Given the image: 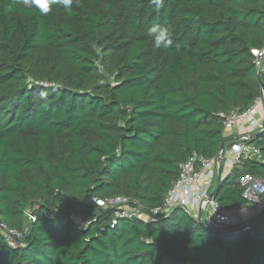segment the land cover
Instances as JSON below:
<instances>
[{
    "label": "trees",
    "instance_id": "trees-1",
    "mask_svg": "<svg viewBox=\"0 0 264 264\" xmlns=\"http://www.w3.org/2000/svg\"><path fill=\"white\" fill-rule=\"evenodd\" d=\"M48 2L44 16L0 0V220L24 236L0 229V264H264V212L223 235L182 208L113 225L97 203L155 208L193 153L232 145L223 115L262 96L264 0ZM154 25L169 47H154ZM248 143L260 153L222 178V207L248 205L244 175L264 179V132Z\"/></svg>",
    "mask_w": 264,
    "mask_h": 264
},
{
    "label": "built area",
    "instance_id": "built-area-1",
    "mask_svg": "<svg viewBox=\"0 0 264 264\" xmlns=\"http://www.w3.org/2000/svg\"><path fill=\"white\" fill-rule=\"evenodd\" d=\"M254 64L259 73L264 74V48L254 51ZM262 97L257 99L246 110H233L223 115L227 132H237L243 124H250L258 130L264 125L259 120V105ZM250 134L238 135V140L225 150L221 161L209 159L198 153L192 156L180 166L178 180L169 189L163 201L155 208L145 209L139 202L127 197H117L106 201H98V205L111 208L114 211L113 225L120 219H155L159 216H169L176 209L182 208L196 221L202 216V222L212 228L225 229L233 226H240L243 223L241 217H251L264 212V179L246 174L241 178V185L244 189L243 198L248 202L246 207H222L211 196L216 187L218 171L222 167L232 171L236 166L242 165L244 156H255L260 152L248 143ZM219 156V155H218ZM208 213L207 221H204V214ZM48 215V214H46ZM26 216L31 222L36 221L35 215L28 211ZM78 220L79 218L76 217ZM242 223V224H241ZM0 229L7 240L13 245H22L23 234L9 228L0 220Z\"/></svg>",
    "mask_w": 264,
    "mask_h": 264
},
{
    "label": "clouds",
    "instance_id": "clouds-1",
    "mask_svg": "<svg viewBox=\"0 0 264 264\" xmlns=\"http://www.w3.org/2000/svg\"><path fill=\"white\" fill-rule=\"evenodd\" d=\"M153 4L156 5V9L158 10L160 6L163 4V0H151ZM25 5L34 4L38 7L41 15L46 16L50 11V6L48 0H23ZM58 3L62 5L65 9L71 10V6L73 0H58ZM150 37H152L153 45L155 48H167L172 44L171 34L168 28L161 25H154L150 29H148L147 33Z\"/></svg>",
    "mask_w": 264,
    "mask_h": 264
},
{
    "label": "water",
    "instance_id": "water-1",
    "mask_svg": "<svg viewBox=\"0 0 264 264\" xmlns=\"http://www.w3.org/2000/svg\"><path fill=\"white\" fill-rule=\"evenodd\" d=\"M259 79H260V83H261V86H262V94L264 95V81H263V77H262L261 73H259ZM263 132H264V130H261L260 132L253 133V134H251L250 137L254 138L258 134H261ZM230 140L235 141V140H238V138L237 137H233ZM225 150H226V142L221 147V150H220V153H219V156H218V161H221L222 158L224 157ZM221 181H222V173H221V168H220V170L218 171L216 187H215L214 191L212 192L211 196H214V197L216 196L217 191H218V189H219V187L221 185ZM262 221H264V218H263ZM198 223L205 230H210L212 232L223 234V235L240 234V233H243V232H246V231H251L254 228V227H252V224L249 223V222H247V223H245L243 225H240V226H233V227H229V228H225V229L212 228V227H210L207 224L202 222V216L198 220Z\"/></svg>",
    "mask_w": 264,
    "mask_h": 264
},
{
    "label": "crops",
    "instance_id": "crops-1",
    "mask_svg": "<svg viewBox=\"0 0 264 264\" xmlns=\"http://www.w3.org/2000/svg\"><path fill=\"white\" fill-rule=\"evenodd\" d=\"M261 97H262V100H261L259 108H258L259 112H260L259 120L264 125V95L262 94ZM258 131L259 130L257 128L252 127L250 124H243L237 132H232V133L227 132V134L230 136L233 135L234 137L238 138V135H244V134H250L251 135V134L256 133ZM221 173H222V171H221ZM230 173H231V171L228 168L223 167L222 178L229 176ZM217 177H218V175H217ZM216 183H217V178H216ZM250 219H251V215H244L241 217V220H243V223L249 222ZM249 223H251V222H249Z\"/></svg>",
    "mask_w": 264,
    "mask_h": 264
},
{
    "label": "rangeland",
    "instance_id": "rangeland-1",
    "mask_svg": "<svg viewBox=\"0 0 264 264\" xmlns=\"http://www.w3.org/2000/svg\"><path fill=\"white\" fill-rule=\"evenodd\" d=\"M217 158V157H216ZM216 158H214V159H216ZM207 215H208V213L206 212L205 214H204V221H207ZM257 215H255V216H253V217H251L253 220L255 219L254 217H256ZM76 221L77 222H79V223H82V220L79 218V220L76 218ZM251 221V219L249 220V222ZM252 224V223H251ZM254 224H252V227H254L253 226ZM255 225H256V223H255ZM260 228H259V230L260 231H264V224H263V226L262 225H260L259 226Z\"/></svg>",
    "mask_w": 264,
    "mask_h": 264
}]
</instances>
